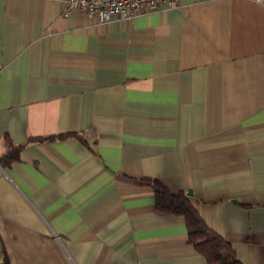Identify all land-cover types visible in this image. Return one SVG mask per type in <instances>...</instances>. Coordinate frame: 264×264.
Listing matches in <instances>:
<instances>
[{"label": "crops", "instance_id": "0c3cea01", "mask_svg": "<svg viewBox=\"0 0 264 264\" xmlns=\"http://www.w3.org/2000/svg\"><path fill=\"white\" fill-rule=\"evenodd\" d=\"M66 7L0 0V264H207L144 177L264 264V5Z\"/></svg>", "mask_w": 264, "mask_h": 264}, {"label": "trees", "instance_id": "16d2710c", "mask_svg": "<svg viewBox=\"0 0 264 264\" xmlns=\"http://www.w3.org/2000/svg\"><path fill=\"white\" fill-rule=\"evenodd\" d=\"M70 135H74V133H63L59 136L65 138ZM29 140L37 142L44 138L36 136L30 137ZM22 146H12L10 151L1 157V161L9 164L19 159V151ZM137 182L146 184L153 189L157 210L184 218L188 240L206 258L207 264H241L236 258L232 245L204 222L186 193L171 190L159 178L144 177L138 179Z\"/></svg>", "mask_w": 264, "mask_h": 264}, {"label": "built area", "instance_id": "2783aa9c", "mask_svg": "<svg viewBox=\"0 0 264 264\" xmlns=\"http://www.w3.org/2000/svg\"><path fill=\"white\" fill-rule=\"evenodd\" d=\"M178 0H65L68 8H80L89 17L97 18L100 23H108L115 17L130 18L139 13L159 9L162 5L174 7ZM264 5V0H254ZM67 12V11H65Z\"/></svg>", "mask_w": 264, "mask_h": 264}]
</instances>
